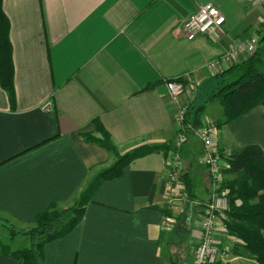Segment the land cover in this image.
I'll return each instance as SVG.
<instances>
[{"label": "crops", "instance_id": "crops-1", "mask_svg": "<svg viewBox=\"0 0 264 264\" xmlns=\"http://www.w3.org/2000/svg\"><path fill=\"white\" fill-rule=\"evenodd\" d=\"M205 3L225 19L217 43L182 33ZM2 10L14 99L0 87V218L25 232L39 214L68 207L83 185H93L114 160L85 140L101 137L97 121L120 155H139L119 177L96 185L74 229L44 244L42 264H192L210 179L201 142L189 134L178 150L181 175L168 187L178 105L164 82L179 80L190 92L189 121L202 105L200 124L220 119L209 97L234 70L214 74L206 65L234 44L263 36L264 0H2ZM212 141L224 155L246 145L264 154L263 107L223 123ZM214 239L227 253L216 264H258L220 216ZM0 264L20 263L0 249Z\"/></svg>", "mask_w": 264, "mask_h": 264}, {"label": "trees", "instance_id": "trees-1", "mask_svg": "<svg viewBox=\"0 0 264 264\" xmlns=\"http://www.w3.org/2000/svg\"><path fill=\"white\" fill-rule=\"evenodd\" d=\"M8 31V20L2 10V0H0V87L7 93L9 101L12 103L14 99L13 65ZM263 41L264 34L260 38L259 44ZM232 70H239L240 76L230 83L219 86L209 98L221 105L225 122H229L257 106H262L264 109V60L258 53V49L248 60L235 64L221 75ZM203 109L201 107L194 108L191 121H189L187 111L186 123H191L192 126L198 128L200 126L198 116ZM94 125L101 137L96 139L86 135L85 140L101 146L114 160L110 167L99 172L94 184L84 192L87 196H90L101 181L119 177L123 168L132 158L139 155L135 153L131 156L120 155L100 123L94 121ZM226 161L228 164L227 174L233 178L228 182L225 181L222 185L227 189L229 206L228 211L224 214L223 224L228 234L239 239L258 264H264V239L261 235L264 230V154L257 145L233 147L226 156ZM87 198L85 202L80 203V207L58 211L52 206L39 214L35 220V228L22 234L30 237L33 245L31 248L14 251L0 249L10 253L20 264H42L44 244L64 237L74 229L81 220ZM202 214H204V210Z\"/></svg>", "mask_w": 264, "mask_h": 264}, {"label": "built area", "instance_id": "built-area-1", "mask_svg": "<svg viewBox=\"0 0 264 264\" xmlns=\"http://www.w3.org/2000/svg\"><path fill=\"white\" fill-rule=\"evenodd\" d=\"M224 23L225 19L220 10L212 3H205L200 5L196 12L184 21L182 33L187 40L204 37L209 42L217 43L224 34ZM262 25L264 27V20ZM259 41L260 34H256L245 43L234 44L227 51L209 61L206 65L208 70L214 74L227 71L243 56L253 55L258 48ZM164 86L171 100L178 105L175 118L177 138L166 176L168 187L172 188L182 172L181 157L178 150L187 142V136L191 132L193 135V126L185 121L188 111V99H191V94L186 91V86L179 80H166ZM46 107H50V104L48 103ZM210 124V122L203 123L202 127L196 131L203 147L204 162L210 179V193L201 218V238L192 252V264H216L220 260L224 261L227 257L226 251H221L214 239L217 219L219 216H224L229 206L227 191L222 187L223 163L219 152L213 146L212 135L214 130ZM180 200L186 201V196H180ZM165 222H162L163 226Z\"/></svg>", "mask_w": 264, "mask_h": 264}, {"label": "rangeland", "instance_id": "rangeland-1", "mask_svg": "<svg viewBox=\"0 0 264 264\" xmlns=\"http://www.w3.org/2000/svg\"><path fill=\"white\" fill-rule=\"evenodd\" d=\"M262 45L264 47V44H262ZM258 47H259V44H258ZM257 49H259V48H257ZM262 53H264V51H262ZM261 56H264V55H261ZM239 76H240L239 70H234V71L230 72L228 75H225L223 77V82L222 83L220 82L219 86L227 84V83H230V82L236 80ZM219 86H216V89ZM206 91H207L206 89L200 90V95H199V98H198L199 101H203L207 97ZM209 101H212V100L209 99ZM212 102H214V101H212ZM218 105L221 108V105L220 104H218ZM202 107L204 108V105H202ZM195 108H199V107H195ZM205 113H206V110L202 113V115H204ZM224 120H225L224 119V115H221L220 119H214L213 120L212 118H209V119L207 118V121H205V123L206 122H210L211 123L210 125L213 127V130L215 131L216 128L220 127L225 122ZM202 124H200V126L198 128L193 126V135L196 136V138H198L197 135H196V131L199 130L202 127ZM190 134H192V132ZM219 156H220V159L222 160V163H223L222 185H224L225 181L228 182V181L232 180L233 177L231 175L227 174V169H228V164H227V161H226V156L227 155H224V154L219 152ZM88 186H89L88 184H86V186L83 185V188H82V191H81V192H83L82 195L79 194L78 198L71 205H69L68 207H64V208H62L61 206H55L54 207L55 210L62 211V210H65V209H68V208H71V207H80L79 206V205H81L80 203L81 202H85L86 201L85 199L88 197L84 193L88 189ZM225 190L227 191V189H225ZM237 204H238V202H237ZM221 218L224 219V216H221ZM33 228H35V226H33ZM33 228H31V229H33ZM31 229H29V230H27L25 232H21L19 230H15V228L12 226V224L8 220L0 218V248L7 249L9 251L25 250V249L31 248L33 245H32V243L30 241V237L22 235L24 233H28V231H30Z\"/></svg>", "mask_w": 264, "mask_h": 264}]
</instances>
